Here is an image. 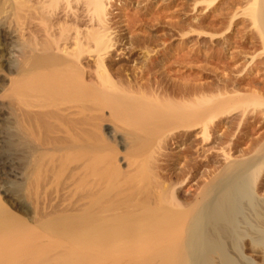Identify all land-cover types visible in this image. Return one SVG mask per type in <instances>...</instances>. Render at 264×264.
Wrapping results in <instances>:
<instances>
[{
  "label": "bare ground",
  "instance_id": "1",
  "mask_svg": "<svg viewBox=\"0 0 264 264\" xmlns=\"http://www.w3.org/2000/svg\"><path fill=\"white\" fill-rule=\"evenodd\" d=\"M41 1L0 0V263L264 264V83L253 78L264 71V0H235L211 23L225 30L197 32L199 84L188 103L131 92L129 74L126 88L115 82L107 60L120 50L102 0L99 31L109 36L97 41L81 26L64 40L53 23L38 29ZM219 2L198 3L213 12ZM205 38L223 40L226 57L205 54ZM257 47L263 67L244 57ZM181 131L194 138L193 168L162 183L150 155ZM5 173L35 200L25 219L1 204L22 203Z\"/></svg>",
  "mask_w": 264,
  "mask_h": 264
},
{
  "label": "rangeland",
  "instance_id": "2",
  "mask_svg": "<svg viewBox=\"0 0 264 264\" xmlns=\"http://www.w3.org/2000/svg\"><path fill=\"white\" fill-rule=\"evenodd\" d=\"M46 1H45L46 4L41 1L42 2L41 4L46 6V10L43 9L45 7H43L42 5H39L41 7L39 6L37 7V5L35 6L38 9L41 8V12L39 13L40 16L37 15L38 21L36 18V23H35L37 24L36 27L38 29L40 27V29L42 30V28H44L42 27L44 23L47 24L48 26L50 25V23L51 24L53 23L58 27L60 26L62 27V29H60V27L59 28L57 27L59 30H56V33L58 31L59 32L64 31V34L57 33L56 36L63 38V40L65 36H67L65 38L67 39L68 35H71V37H73L76 33L77 28L80 26L83 29V31L87 33V37L89 38V40H94L96 38L95 40L97 41L99 40L98 39L99 35L101 38H103L102 34H104L106 38L110 34L109 38H111L112 40L114 38L113 44H115L116 48L120 50L119 51L120 54L119 53L118 55L115 54L113 56V59L110 58L107 60V63L109 62L108 63L109 68H113L111 69V71L114 75L115 82L117 81L118 83L119 81L118 83L119 86L121 87L123 86L124 88H126L127 86L125 84L126 74L127 75L129 74L130 76H132L131 78L134 77L137 78L136 84L138 83L137 85L135 83L131 85L132 86L131 92L137 93L139 92V87L140 88L143 87L144 94L148 97L150 96V98H154L153 96H155L156 93H158L159 97L164 98V100L165 99L166 100L169 99L172 101L177 100L175 102H178L179 100V102L188 103V102H193L195 90L197 85L199 84L198 76L200 75V73L198 71L199 70L198 68L200 65L197 62V58L199 56L201 39H199V34H197V32L199 33L202 29L207 32H213L215 29H219L221 31L225 30L226 28L225 23H224L225 26L220 25L221 27L219 25L213 27L211 23L216 20L217 14L218 15L221 14L222 11L224 12V13L222 12V14H225L226 9H228V7L230 8L235 0H220L217 8L213 9V12L215 11L216 14L210 10H207V5H202V3L199 4L198 3L199 0H102L103 6L101 5V7L104 8L103 9L104 11L105 9L107 10L106 14L108 13L107 15L103 14L102 16L105 21L104 25L108 26L109 34L107 29H101L102 33H100L101 30L99 31L101 25L100 23H102L100 21H102V18L101 17L99 18V15L96 12L98 11L99 13V9L101 7L98 6L100 5L99 2L101 1L98 0L99 1L98 2L97 0H59V1L50 0V2L51 1L59 2V4L56 2L53 3L51 2L53 5L50 2H48L49 0L47 2ZM48 3L50 4L47 5ZM22 5L25 4L23 3ZM54 5L55 7H52ZM60 8L61 9L65 8L66 10L69 9V11L67 10L68 12L67 13L65 9L63 11ZM23 10H25V7L22 9L21 12V14L23 13L22 16L25 14ZM47 11L50 12L47 13ZM58 12L59 13L62 12V14H57ZM43 14L44 16H42ZM67 14L68 16H66ZM59 15L62 16L60 17ZM79 19L81 20L79 21ZM57 23H59L60 25H58ZM47 25H45V27ZM105 28L107 27L105 26ZM237 29L240 31L239 28ZM247 30L243 32L241 30L240 35L234 32L232 33L234 34L233 37L238 36V39L245 37L251 32L250 29ZM62 34L63 37L60 36ZM105 34H107L108 36H106ZM57 37L56 39L57 41H59L61 38L59 39ZM71 37L69 36L68 39H71ZM203 41L204 43L202 45L204 47L205 54L207 53V55L219 56V58L226 57L225 56L226 45L224 44L223 40L220 41V44H211L208 38H205ZM239 50L240 49H235L236 52ZM260 50H261L260 47H257V48L247 49L246 50L247 52L244 51L247 53L244 56L247 57L245 58L247 59L246 61L250 62L251 61L250 59L253 56H255V61L260 62V67H263L262 64L263 58L260 56L261 53ZM257 53L259 55H256ZM95 54L96 53L90 54L91 56L89 55L86 59V61L92 67V69H95L94 67L95 62L93 60ZM256 56H260V57L257 58ZM201 65L202 67H204L203 74L205 76L202 83L205 84V87L206 86L208 87L212 82L211 77H213L212 74L215 66L209 63L207 58L205 62L202 63ZM250 67L249 69L251 70ZM249 69L247 71V74L244 73L245 75L243 76L248 77L249 75L250 77L251 74H253L252 73L253 71L249 72ZM93 72L95 73V70H92V74ZM263 73L264 71H261V74L259 72L258 73L259 76L258 75L256 76L257 73L256 74L254 73L255 76L253 74L254 76L253 78L257 77L259 82L264 83ZM95 76L96 74H93V77ZM154 89L156 90L155 95H154L155 92ZM1 119L2 120L0 121V127L3 128L0 129V137L1 134H3L1 133V131L3 132V129H5L4 128L5 121H3V118ZM178 134H179L177 136L178 140H176L175 145L172 143L166 145L165 143L160 141L161 140L160 138L158 140L159 141L158 144L159 146L162 145L161 148L158 146V144H156L157 149L155 147V150L152 151L155 156L152 153H151L152 155H150L151 158H153L152 168L154 169L156 167L155 171L158 170L157 171L158 174L160 173L159 174L160 182L162 183H164L165 181L168 182L169 180L175 179L179 175H181L184 166L186 167L189 166V167L187 168L185 167L184 169L186 170L183 171H187V169L189 170L193 168L194 162L192 156L194 152L193 150L194 138L191 137L190 133L188 134V132L186 131L184 132L181 131ZM12 156L15 158V155H11V157L10 156L8 157L12 158ZM11 160H13V158L10 159V161ZM12 162L16 163L15 160H13ZM8 175L9 174L7 173L6 176L4 175L1 176L2 182L5 184L8 183L7 184L8 186L7 185L6 186L8 188L11 187L13 191L12 189L9 188L10 191L17 194L20 198L19 199L20 202L24 204L22 203L19 204L20 207H18V209L20 208V211L15 209L16 208L15 205H13L15 210L11 208L12 204L14 203L9 202L10 200L7 198L5 200H2L1 204L4 201L3 206H5L6 204L5 206L6 211H11L15 213V215L17 214L16 216H18L19 218H21V216L22 218H24L26 217L25 214L27 213L26 205L33 206L35 200L31 198L29 199L28 197H25L23 194H21L23 190L22 179L16 180L11 175L10 176ZM161 179L165 181H161ZM6 264H19V263H6Z\"/></svg>",
  "mask_w": 264,
  "mask_h": 264
}]
</instances>
